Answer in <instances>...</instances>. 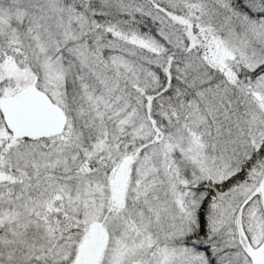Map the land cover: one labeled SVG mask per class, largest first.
I'll return each instance as SVG.
<instances>
[{
	"label": "snow or ice",
	"instance_id": "1",
	"mask_svg": "<svg viewBox=\"0 0 264 264\" xmlns=\"http://www.w3.org/2000/svg\"><path fill=\"white\" fill-rule=\"evenodd\" d=\"M0 264H264V0H0Z\"/></svg>",
	"mask_w": 264,
	"mask_h": 264
}]
</instances>
